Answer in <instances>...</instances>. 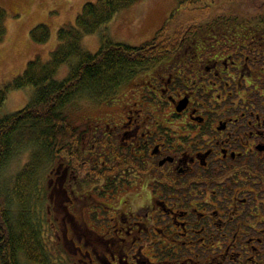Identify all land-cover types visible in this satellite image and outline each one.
I'll return each instance as SVG.
<instances>
[{"label": "flooded vegetation", "instance_id": "obj_1", "mask_svg": "<svg viewBox=\"0 0 264 264\" xmlns=\"http://www.w3.org/2000/svg\"><path fill=\"white\" fill-rule=\"evenodd\" d=\"M166 41L87 136L107 235L67 239L82 264H264V16H210ZM66 153L51 175L73 205Z\"/></svg>", "mask_w": 264, "mask_h": 264}, {"label": "trees", "instance_id": "obj_2", "mask_svg": "<svg viewBox=\"0 0 264 264\" xmlns=\"http://www.w3.org/2000/svg\"><path fill=\"white\" fill-rule=\"evenodd\" d=\"M139 1L98 0L86 4L74 27L59 31V48L50 61L30 62L24 75L0 92L1 110L8 93L35 90L33 100L24 110L0 121V264H55L45 243L44 226L34 218L33 204L46 193L39 177L41 171L47 170L54 160H61L65 152L73 158L71 155H75L82 140V133L64 116L66 107L78 100L107 103L138 68L167 55L161 47L169 43L166 39L175 28L171 20L152 41L138 48L115 44L103 35V46L97 54L83 49L85 36L102 32L120 12ZM203 1L209 0L191 3ZM7 18L6 11L0 8V44L7 34ZM50 36L46 26L31 32L37 45L47 44ZM75 59L77 63L70 64ZM68 64L70 76L57 82V70ZM25 149L30 152V162L7 178L12 163Z\"/></svg>", "mask_w": 264, "mask_h": 264}, {"label": "rangeland", "instance_id": "obj_3", "mask_svg": "<svg viewBox=\"0 0 264 264\" xmlns=\"http://www.w3.org/2000/svg\"><path fill=\"white\" fill-rule=\"evenodd\" d=\"M191 1L193 0H141L120 12L102 32L85 36L82 47L87 53L97 54L103 46L102 37L105 35L115 44L138 48L152 41L168 20H171L175 28L182 25L180 29H186L193 23L204 24L210 16H242L243 19L264 16V0H209L193 5ZM97 2L98 0H0V8L8 15L7 34L0 44V92L22 77L30 62L39 60L42 64H47L52 53L59 48V31L74 27L84 6ZM39 26H46L51 34L45 45H37L31 39V32ZM76 63V59L70 62L73 65ZM57 71L55 80L63 82L70 76L71 67L69 64L64 65ZM126 93L120 94L117 101L123 102ZM34 95L33 88L8 93L0 110V121L24 110ZM107 103L78 100L64 110V116L70 125L82 133L77 149L80 157L71 155L74 156L71 159L66 153V161L73 164V170L76 171V180H71L74 185L77 182L75 189L70 182L66 184L67 194L73 198L74 204H69L65 192L59 189L61 182L51 175L60 170L62 161L59 158L39 175L45 183L46 193L41 199L38 198L36 205L33 204L34 218L44 226L45 243L55 264H82L79 263L80 259L87 260L79 257L67 236L78 240L90 239L96 237V234L107 235L104 225L108 211L105 206L97 207L91 198L90 190L94 182L90 172V151L93 142L91 137L87 138L92 134L90 129L96 128L99 121L107 117ZM29 159L30 152L25 149L12 163L7 178L20 172L30 162ZM36 198L37 196L34 197L35 200ZM98 200L106 204L104 198H97ZM66 205L69 210L65 208Z\"/></svg>", "mask_w": 264, "mask_h": 264}, {"label": "clouds", "instance_id": "obj_4", "mask_svg": "<svg viewBox=\"0 0 264 264\" xmlns=\"http://www.w3.org/2000/svg\"><path fill=\"white\" fill-rule=\"evenodd\" d=\"M150 203H151V193L149 191L147 196L145 197V199L141 202L139 206L143 207L145 204H150Z\"/></svg>", "mask_w": 264, "mask_h": 264}]
</instances>
